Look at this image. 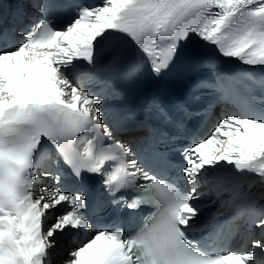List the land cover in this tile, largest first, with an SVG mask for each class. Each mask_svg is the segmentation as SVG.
<instances>
[{"label":"snow or ice","instance_id":"obj_1","mask_svg":"<svg viewBox=\"0 0 264 264\" xmlns=\"http://www.w3.org/2000/svg\"><path fill=\"white\" fill-rule=\"evenodd\" d=\"M32 6L38 18L0 30V264H264V0ZM181 61L199 77L188 98L154 103L162 126L136 144L120 138V85ZM220 105L174 161L185 121ZM209 195L217 209L202 218Z\"/></svg>","mask_w":264,"mask_h":264},{"label":"bare ground","instance_id":"obj_2","mask_svg":"<svg viewBox=\"0 0 264 264\" xmlns=\"http://www.w3.org/2000/svg\"><path fill=\"white\" fill-rule=\"evenodd\" d=\"M11 3H12V9L13 11L15 12V7L17 5V2L15 0H10ZM32 14V12H30ZM20 18V17H19ZM228 109H225L224 111H221L220 113H218L220 116L222 114V112H226ZM211 199H213L214 197L213 196H210ZM217 207L216 204H212L210 207H208L206 210H202V215H206L205 213H210L211 211H213L215 208ZM217 209V208H216ZM216 211V210H215ZM208 213V214H209Z\"/></svg>","mask_w":264,"mask_h":264}]
</instances>
